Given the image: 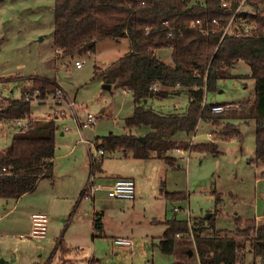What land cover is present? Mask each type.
I'll use <instances>...</instances> for the list:
<instances>
[{"label":"rangeland","instance_id":"374dc122","mask_svg":"<svg viewBox=\"0 0 264 264\" xmlns=\"http://www.w3.org/2000/svg\"><path fill=\"white\" fill-rule=\"evenodd\" d=\"M196 1L201 0H191ZM53 2L0 0V103L6 98H19L21 87L29 84L34 76L46 77L61 84L67 97L74 102L79 122L86 125L78 128L66 105H55L50 101L39 104L37 100H31V117L43 120L52 116L50 105H53L56 109H63L65 118L72 120L56 122L55 155L66 150L62 145H74L76 150L69 157L55 158V189L58 191L61 187L63 193L58 198L51 197L53 180L48 178H44L34 193H25L16 206L14 199L0 198V253H3L0 260L7 264H89L91 259L95 264H195V258L188 256L194 244L187 236L176 238L172 254L159 250L158 241L166 229V220L176 218L193 223L212 215L216 229L232 230L236 215L244 219L264 214L262 167L248 160L255 152L254 121L236 118L227 121L238 126L241 139L218 136L219 128L203 120L198 121L190 134L177 133L174 139L181 145L183 153H175L174 149L167 153L175 158V167L163 159L134 160L130 151L120 148L106 151L101 161L104 170L123 164L136 174L144 189L140 193L135 191V199L112 198L106 190L95 191L93 195L84 193L90 177L96 184L103 185L109 173L97 169L91 172L89 151L85 143H77L78 139L83 135L93 150L91 142L96 139L110 133H128L124 119L133 112L131 92L114 86L105 89L95 67L98 71L103 70L125 55L129 43L126 38H106L97 42L94 52L60 55L53 44ZM248 9V6L241 7V10ZM233 25L248 30L252 28L238 18L229 31L233 30ZM156 54L165 63L172 64L170 48H160ZM76 59L84 60L79 69L74 67ZM228 73L242 76L219 79L216 89L205 93L206 103L238 104L254 95L255 80L246 76L250 68L243 60H238ZM146 106L163 114L183 113L188 107V96L182 92L152 98ZM88 114L97 116L94 123L87 120ZM23 125L0 119V154L9 147L13 135ZM65 125L69 130L60 136ZM147 129L135 128L132 132L139 134ZM190 143H214L217 154L188 151L184 146ZM68 184L72 189L65 195ZM44 185H48L47 189ZM168 192H182L184 197L169 198L166 196ZM217 197L219 201L216 202ZM96 212L102 213L104 235L93 238L89 234L86 242L75 247L76 240L85 232L80 226H92L91 220ZM33 213H42L48 218L45 239L19 236L29 231V216ZM75 218L79 221L78 227L68 228L70 220ZM118 237L130 238L132 250L114 244L113 239ZM63 238L68 246L61 252L59 240ZM72 248L78 249L72 253ZM253 261L248 255L247 263ZM255 262L263 264L259 260Z\"/></svg>","mask_w":264,"mask_h":264},{"label":"trees","instance_id":"16d2710c","mask_svg":"<svg viewBox=\"0 0 264 264\" xmlns=\"http://www.w3.org/2000/svg\"><path fill=\"white\" fill-rule=\"evenodd\" d=\"M53 1V44L60 55L94 52L97 42L106 38H126L129 43L125 55L103 70L95 67L96 75L104 84L131 92L133 112L124 119L129 132L110 133L100 139L97 147L105 151L128 150L132 158H159L175 167V158L167 153L181 148L174 139L177 133L190 134L198 121L203 120L219 128L218 136L241 139L238 126L227 121L236 118L254 121L255 152L248 160L264 166V0ZM243 6L249 9L241 10ZM237 18L252 28L233 25L229 31ZM195 19L202 21L201 27L207 33L188 27ZM227 26L229 29L225 32ZM169 28L172 36H168ZM165 47L171 49L172 64L165 63L156 54ZM238 60L250 68L246 76L255 80L254 95L236 107L213 113L211 108L217 104L206 103L205 93L214 91L219 79L242 76L228 73ZM154 84L157 90L152 89ZM176 86L186 89L189 100L185 112L163 114L146 106L149 99L173 94ZM57 87L54 80L34 76L29 84L21 87L19 98H6L0 103V119L28 120L0 154L1 199L15 200L32 191L39 179L52 180L50 160L55 156L58 125L54 120L32 119L30 103L34 94L44 100ZM141 127L148 129L139 134L132 132ZM139 136H144L145 141H140ZM184 147L217 154L214 143ZM95 169L101 170V163L92 171ZM166 196L179 199L184 193L168 192ZM101 218L102 213H94L93 237L103 235ZM213 220L212 215L193 223L176 218L166 220V229L158 241L159 250L172 254L176 235L187 236L194 244L190 257L197 256L202 264H247L248 255L254 263L259 260L264 264V216L258 222L254 218L235 216L232 230L216 229Z\"/></svg>","mask_w":264,"mask_h":264},{"label":"built area","instance_id":"2783aa9c","mask_svg":"<svg viewBox=\"0 0 264 264\" xmlns=\"http://www.w3.org/2000/svg\"><path fill=\"white\" fill-rule=\"evenodd\" d=\"M212 22L215 23L216 21L213 19ZM201 25H202V21L200 19H195V20L190 21L188 27L199 29L202 33H207L208 30L205 28H202ZM228 29H229V26L225 27L224 31L226 32L228 31ZM168 36H172L171 28L168 29ZM83 64H84V60L76 59L74 61V67L77 69L81 68ZM152 89L157 90V85L154 84L152 86ZM26 99H29V98L26 97ZM34 99L39 101L36 94L33 95L32 100ZM44 100H50L55 105H60V106L66 105L72 111L73 116L71 117V119L76 122L78 128H81L86 125L85 123L79 122L78 118L76 117L75 111H74V102L67 97L65 91L61 87L58 86L56 90L53 93L48 94ZM231 107H234V106L230 104H217L211 108V111L213 113H221ZM65 117H66V112L63 109L57 108L56 110H54L52 116H47L43 120H54L57 122L58 120H61ZM96 118L97 116H94L91 114L87 115V120L90 121V123H94ZM27 121L28 120L26 118H19V119L13 120V122L15 123L21 122V123H24V125L27 123ZM100 143H101V140L96 139L91 142V144L94 146L93 150H91V148H88L91 172H93L92 168L94 166L101 163L102 158L106 153V151L103 148L97 147V145ZM174 151L177 153H183L182 149L180 148H175ZM188 151H190V148H188ZM85 189H86V193H88L89 195H93L95 191L105 189L109 197L117 198V199L132 200L134 199L135 184H134V180L131 178H118V179H115L111 185L103 186L101 184H96L93 180V177H90ZM263 206H264V195H263ZM176 210L177 208H174V211ZM260 219H261L260 217H256L255 221L258 222L260 221ZM47 224H48V218L45 214H42V213L31 214L30 215V227H29V231L26 233V236L30 238H42L45 235ZM176 236L177 238L180 237L179 235H176ZM113 243L118 246L127 247L131 250L133 247V242L129 238L118 237V238L113 239ZM76 250L77 249L74 248L71 250V252L73 253ZM195 261H196L195 264H202L199 261L197 256H196ZM247 264H256V263L249 262Z\"/></svg>","mask_w":264,"mask_h":264},{"label":"crops","instance_id":"0c3cea01","mask_svg":"<svg viewBox=\"0 0 264 264\" xmlns=\"http://www.w3.org/2000/svg\"><path fill=\"white\" fill-rule=\"evenodd\" d=\"M171 50V49H170ZM56 52H58L57 50H55ZM40 78H45V79H48V78H46V77H40ZM57 84H58V86L59 87H61L62 88V86H61V84L57 81V80H54ZM102 81V80H101ZM103 82V81H102ZM103 84H104V82H103ZM110 85V88L109 89H111L114 85L113 84H109ZM63 89V88H62ZM106 89V88H105ZM182 92H185L186 94H187V92H186V89H183V88H181L180 86H176V87H174L173 88V94H171V95H176V94H180V93H182ZM188 96V95H187ZM188 100H189V98H188ZM46 101H50V100H39L38 101V103L39 104H43V103H45ZM50 102H52V101H50ZM53 103V102H52ZM54 104V103H53ZM217 104H220V103H217ZM228 104V103H227ZM230 105H233V106H236L237 104H230ZM50 108H52L53 110H52V112H54V110H56V107H54L53 105H50ZM32 119H36V120H38V119H41V118H36V117H31ZM43 119H45V118H43ZM72 121L71 119H63V121L62 120H60V121H58L59 123H61V122H67V121ZM69 130V128H68V126L67 125H65V126H63V129H62V131H61V133H60V136H64V134H65V132H67ZM208 136L210 135L209 133L207 134ZM63 141H64V139H63ZM78 144L79 143H85V145H86V147H87V151H88V142H87V140L83 137V135L81 136V138L80 139H78V142H77ZM61 147H64L66 150L63 152V153H61V154H57V155H55L53 158H51V160H50V162L52 163V169H53V171H54V168H55V164H54V162H55V158L57 157V156H59V158H61L62 156H66V157H69L70 155H72L74 152H75V150H76V146H74V145H70V146H66L65 147V145H62ZM180 149H182V148H180ZM125 151V150H124ZM176 153V152H175ZM178 154H182V153H178ZM130 156H131V154H130ZM129 156V157H130ZM128 157V158H129ZM132 158V157H131ZM153 158V157H152ZM134 160H147V159H151V158H147V159H135V158H133ZM157 159H159V158H157ZM162 160V159H161ZM101 165H102V162H101ZM261 165V164H260ZM261 171H260V176H264V166H262L261 165ZM106 171L107 172V174L109 175H106L107 177H105L106 179H105V181H104V184H103V186H109V185H111L112 183H113V181L115 180V179H118V178H131V179H133L134 180V184H135V190H134V194H135V191L137 190V192L138 193H140V191L142 192L143 191V189L144 188H142L143 186L138 182V179L136 178V174L133 172V170H131V169H126L124 166H123V164L122 165H116V167H113V169L112 170H104V168H102V166H101V171ZM53 181H52V187H51V197L52 198H58V196H61L63 193H61L62 192V188L61 187H59V190L57 191L56 189H55V186H56V181H55V173L53 172V179H52ZM135 181H137V182H135ZM42 182H44V178H41V179H39L38 180V182H37V184H36V186H35V188L32 190V191H30V192H28V194L29 193H34L37 189H38V187H39V185L42 183ZM43 184V183H42ZM47 186L48 185H44V187H46V189H47ZM72 189V186L70 187V184H68V185H66V191H65V195H68L69 194V190H71ZM103 190H105V189H103ZM22 196H24V194L23 195H21L19 198H17V199H15V205L14 206H16V204L18 205L19 203L18 202H20V198L22 197ZM134 199H135V195H134ZM262 200H263V197H262ZM13 206V207H14ZM10 210H12V208L10 209ZM263 215L264 214H255V215H253L252 217H248V218H254V219H256V217H260V218H262L263 217ZM236 216H239V215H236ZM93 218L94 217H92V220H91V224H92V226L91 225H81L80 226V228H85V229H83V230H85V232H82V234H81V239H79V240H76V244H75V247H79L80 246V244H82L84 241L86 242L87 241V237L89 236V234H90V236H92V234H93ZM241 218H243V217H241ZM244 219H247V218H244ZM29 220H30V216H29ZM78 219H74L73 221L72 220H70V224L67 226L68 228H70V227H72V226H74V228H75V226L76 225H78ZM29 225V224H28ZM91 226V227H90ZM76 227H78V226H76ZM79 228V229H80ZM92 228V229H91ZM78 236H79V234H77ZM103 235H104V232H103ZM102 235V236H103ZM21 238H23V237H27L26 236V234H20L19 235ZM78 236L76 237V239H78ZM83 236V237H82ZM93 237V236H92ZM99 237H101V236H99ZM27 238H30V237H27ZM93 238H95V237H93ZM179 238V237H178ZM30 239H33V238H30ZM41 239H45L44 237H42ZM130 239V238H129ZM133 242V241H132ZM62 251L61 252H63L64 251V248L66 247V246H68V244L66 243V241L64 240V238L62 239ZM70 246H72V245H70ZM64 247V248H63ZM72 249H74V248H72ZM76 249H78V248H76ZM3 253H0V255H2ZM195 260H196V258H195ZM4 264H7V262H5L4 261ZM20 264H22V263H20ZM48 264H52V263H48ZM61 264H63V263H61ZM89 264H95L94 263V259H91V261L89 262Z\"/></svg>","mask_w":264,"mask_h":264},{"label":"water","instance_id":"95a60500","mask_svg":"<svg viewBox=\"0 0 264 264\" xmlns=\"http://www.w3.org/2000/svg\"><path fill=\"white\" fill-rule=\"evenodd\" d=\"M103 87L106 88V89H109L110 88V85L109 84H103ZM138 139L140 141H145V137L144 136H139ZM192 254V250H189L188 251V256H191ZM0 264H4V261L3 260H0Z\"/></svg>","mask_w":264,"mask_h":264}]
</instances>
